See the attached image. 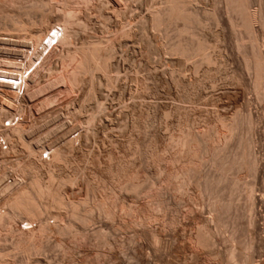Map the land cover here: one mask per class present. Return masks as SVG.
I'll list each match as a JSON object with an SVG mask.
<instances>
[{"label":"bare ground","instance_id":"1","mask_svg":"<svg viewBox=\"0 0 264 264\" xmlns=\"http://www.w3.org/2000/svg\"><path fill=\"white\" fill-rule=\"evenodd\" d=\"M88 1L90 0H0V16L4 17L5 20L4 24L0 23L5 31V33H0V77H11L15 79L19 78L20 80V83L15 88H13L11 84L3 83L2 81L0 82V264H15L16 261L14 262V256L16 253L18 255L19 251L22 253L24 252L29 254L30 252L34 255H39L43 252L49 251L51 249L54 250L56 248L58 251H60V253L61 251L64 252L66 247L65 240L62 238V236L69 234V231L73 225L71 226L72 223L69 224L70 221L67 220L68 217L60 212V208H67L70 212L68 215L69 218L71 217L72 219H77L79 220L77 222H81L85 226L94 222L102 223L106 221L109 223L108 220L114 221L117 219L116 217H118L122 219V221H124V223L129 227H134L135 234L133 233V235L135 239L138 236L149 234L152 237L153 242H157L160 240L161 235H163L162 230L165 225L170 226L175 224L177 221H180L177 220L178 218H173V216L171 217L168 214L171 205L180 206L183 202L190 211L189 214H187L188 217L183 221L185 225L192 226L191 230H189L191 231L189 239L191 238L195 247L210 249V252L213 253L216 258H223L228 264H264V257L258 259L257 261L254 260L259 253L261 254L262 248L264 247V237L261 238L259 235V231H261L262 227L259 225V223H257L258 220L256 219L259 216L258 209L263 208L264 211V158L257 155L258 151L255 150L257 144L254 143L253 139V135L256 134L259 129V124L262 123L264 125V112L259 114L257 111H252L249 101L245 100L242 103L241 100L244 98V92L240 91L238 88L239 84H242L244 87H251L257 94L256 97H259V99H262L261 101H264V45L262 48L259 46L260 43L258 41V34L264 33V7L262 6V3L259 12L253 13L250 10V7L254 0H210V7H208L205 12L218 28H216L217 31H213L214 33L212 36L214 39H216L218 42L220 41L223 43L227 42L228 44H236L238 49L237 53L240 54L234 59V70L230 76L228 74L230 81L237 86L234 89L233 97H229L232 100L228 101L230 103H238L241 101L243 104V110L239 109L240 111L233 112L235 109H232V112L228 111V105H226V103H222L220 105L218 104L221 110H214L215 108L213 109L211 107L214 111L211 109V111L207 109L202 111L196 110L194 108V114H196L197 118L202 123L200 126L195 123L194 125L196 126H194L193 124H190V120L193 118V116L191 118L188 116V114L191 112L187 114L189 111L185 112L186 107L183 109L177 105L174 106L173 109L170 108L171 110L168 109V111L165 110L164 112H161V114L159 113L163 120L169 118L173 114L177 116L180 114L177 120L172 119V121H168L167 123L164 121V123H166V128H168L167 130H169V133L166 131L168 133L166 135L160 131V128H151L152 118H155L152 117V114H155L156 110H152L150 108L144 110L145 108L143 109L138 107L139 102L138 104L133 102L134 104H130V106L132 105L131 108H133L135 111L137 110L141 115L140 117L144 116V120L141 121L143 123V129L145 130L146 139L143 138V142L139 139L140 137H136L134 139L132 138V140L127 143V145L125 144L129 154L131 155L128 159L122 158L114 150H106L107 156H105L107 158V162L105 163L104 167L102 168L100 165V168H97L95 171L93 170V173H96V182L94 181V183H92V180L90 181L88 177L83 179L79 178V180L82 179L85 193L83 192V197L78 195V199L75 200L76 192L74 193L72 186L78 182L77 176L78 174L80 175V173L75 172L77 173V176L74 173V176L72 175L73 177H71V175L69 176L68 173H62V168H65V165L71 161L70 152L74 149L75 145H79L80 143L87 144L90 142L97 131V128L94 124L97 114L104 113L105 107L101 102L97 101V104L95 103L96 109L94 110H97V114L96 112L90 114L86 118L87 120L85 119L87 126L81 129V131H78V133L74 136H71L74 131L71 130L72 132H69L66 127V132L64 131V135L62 132V136H60L58 140L54 139V141L52 140L53 142L50 141V143L41 142V140L46 138L50 133H55L54 131H56L59 126H63L64 123H62L57 126L55 125L54 129L50 131L48 130L45 134H40L42 136H36V140L34 139L35 142L31 143L26 139L33 136V134H35V129L39 126L36 127V123H31V125H28V122L24 117L25 113H23L22 110H15L16 108L14 106V102H19L20 99H26L29 101L30 99L38 98V104L36 105L35 110L36 112L39 111V113L43 112V115L41 113V115H39L40 117H45L47 116L46 114L55 112L53 106L57 105L61 99L57 95V92L61 93L62 91L66 96L70 97V95H73L76 88L86 83L87 95L91 97L95 94L94 92L96 91L97 87H99L103 82H100L101 80L96 82V78L94 79L93 75L90 78L88 77V79L85 81L83 74L85 75L86 72H90L88 76L94 74L93 72L101 73L105 78L104 81H106L107 87L112 86V84L117 81L118 77L115 76L116 74L114 75L115 77H113L110 73L113 69L116 71V73H118L120 70V59L116 60V62H112V57L117 53L116 52L114 54L115 44L117 43L119 46H123L125 39L129 38L133 31L131 29L132 27L130 25L121 26L118 30H114L115 33L104 38V40L101 37V41H105L103 44L99 39H93L94 36H87V34L81 35V31L83 32L85 31V28H87L86 26L89 24V19L86 18L85 21H82V18L77 13V9L81 5L80 3L86 4ZM96 1V7L99 9L100 13L102 12L101 15H103L105 20H109L111 18V14L106 13L104 10V5L105 3H108V5L112 6L113 9L114 7L116 9L117 0H104L105 2L102 0ZM178 1L164 0V6L162 5V7H158L154 10L152 9L147 17L145 15V17H141L137 24L139 31L142 33L144 29H147V27L156 29L162 24L164 25L168 23L167 25H169V23H176L179 21L182 23V27L180 26L179 32H188L190 27L193 29L194 27H199L200 29L203 20L199 16L198 12H196L194 9L184 7V5ZM261 1L262 0H259V3ZM58 2L60 4H58ZM13 11L16 12V17L25 15V21L21 20L23 16L21 19H16V17L14 18V15H11L13 14L11 13ZM119 11L122 13L125 12L124 10L121 11L120 9ZM87 17L89 18V16ZM51 31L53 34L49 35ZM193 31L194 30H192V32ZM176 32H178V30ZM192 32H189L191 35L189 40H187V33L186 35H183L187 37L186 39H183L180 33L177 35H180L181 38L176 41L177 43L175 42L176 44H171V46L173 45L172 51H174L172 54H177L175 56H180V58H187L189 55L192 56L193 54V56H195L194 54H199L200 60L192 63L193 68L197 69L201 65H207L209 67V64L213 60H216L218 56H220V53L217 54L216 52H213L214 50H212L211 53H206L205 50L209 47V40L207 39L206 35L209 33L207 34L206 32L205 35L203 32ZM45 38H48L49 41L55 38L56 41L53 44L49 43V41L44 43L43 41ZM245 38H247V42ZM262 44H264V42ZM40 46H42V49H39ZM151 46L152 45H150V47ZM171 46L169 47L170 50ZM211 46L212 45H210V47ZM25 47V50H21V48ZM210 47L208 48L209 52ZM6 49L11 51L9 52V56H4V52L2 53V51ZM29 49L31 50L29 51ZM45 49H47V51L43 55L42 52ZM154 49L150 50V52ZM20 55H23V58L18 60ZM33 56H36V58ZM37 59H40L38 64L31 70V72L28 73V75L24 76V73L30 67H32ZM57 65H60V68L58 67L60 70L54 71L56 70ZM208 67L206 69L204 68V71L206 72L207 76L210 77L211 70ZM53 72L55 74L51 75ZM149 73H151V71ZM155 74L156 73L154 72V75ZM150 77L153 78L154 76ZM177 77H175V79ZM196 79L195 81H188L182 78L180 81H177V83L182 84L178 86H184L185 90L183 93H181L183 98H189V101L190 97H193L194 95L199 97L202 94V80L199 79V81ZM58 86L61 88H58L57 91H55V87ZM21 88L22 93L19 96L17 90L19 91ZM52 88H54L53 90L55 92H52L53 90L49 92ZM101 97L102 95L100 98ZM24 100H20V102ZM62 100H64V98L61 99V101ZM218 105L216 104V106ZM59 115L60 114H55L53 115L54 118H52L53 116L51 118L54 120L59 117ZM127 120L129 119L127 118ZM6 121H8V123L5 125ZM47 121L48 120L44 121V123ZM60 128L58 131L61 130ZM70 129L71 128L69 127V130ZM58 131L56 133H58ZM67 131L69 133H67ZM260 149L264 150V143L261 144ZM44 153L46 154L43 155ZM98 155L100 154H97V156ZM8 167L9 169L11 168L12 172L14 173V176L10 181L4 179V173L6 171L3 170L8 169ZM83 169L85 168L83 167ZM245 175L252 177V181L242 183L245 181ZM56 176H58V185L56 183L55 186L54 181ZM44 177L47 178L46 181L43 180ZM106 179L110 180V184L108 183V186L106 184ZM241 190H243L244 199L242 200L244 203H241L242 205L240 206V202L238 204L235 199L238 198ZM44 198L46 199L45 203L48 205L49 203L54 205V207L59 211L56 210L52 216H43V208H40V202L42 199L44 200ZM242 200L241 202H243ZM79 205L83 206L84 208V212L81 214L76 212ZM203 205L209 206L208 208H210L211 215L207 216L204 214L205 212H203L204 209L202 207L205 206ZM18 213L22 214L21 216L24 215V219H19L20 216L18 217ZM240 216H244V224L250 228L252 235L250 232V236H246L247 238H245L244 241L240 240L237 244H234L232 243V241L235 240L234 234L227 238L221 234L225 231L220 232V228L221 225L224 224L223 221L226 220V222L229 223L234 229V233L237 229V221L239 220ZM261 218H264V216H261ZM51 219H53L52 222L50 221ZM21 223H24V226H21ZM124 223L122 222V224ZM87 227H89V225ZM112 227L114 226L112 225ZM107 229L108 228H106V230ZM73 230L74 229H72V232H76ZM94 232H92L94 235L92 233L89 234L93 235L91 236V239L94 237V243L95 241L97 242L95 246L109 247L110 249L112 244L117 243V241L113 239L112 241L109 240L111 234L109 235V232L105 230L99 228ZM51 235H56V238L51 240L49 238ZM72 235L74 239L78 238L76 235H74V233ZM247 235H249V233H247ZM130 238L131 240L133 239V237ZM225 241H227V244L219 247L220 244L222 242L224 243ZM229 241L231 243L228 244ZM154 244L156 245V243ZM181 244L183 243L181 242ZM116 247L118 246L116 245ZM123 247L125 248V246ZM129 249L131 250L129 261L127 260L128 258H126V255H124L125 253H121L120 250H112L111 252L109 251L108 254H98L101 252L99 251L97 253L94 250L96 252L94 253L95 256L97 254V258L106 257L107 260L106 258L105 260L108 264H151L148 258H144L141 253L136 250V247ZM190 249L198 263L201 255L194 248L190 247ZM53 253L56 254L57 252ZM191 253L190 255H192ZM25 258L21 257V259H23L22 262L20 260L21 264H27V259L24 260ZM102 260L103 259H101V261ZM36 261L39 263L42 260L38 257ZM98 262L96 261V263ZM60 264H63V261Z\"/></svg>","mask_w":264,"mask_h":264},{"label":"rangeland","instance_id":"2","mask_svg":"<svg viewBox=\"0 0 264 264\" xmlns=\"http://www.w3.org/2000/svg\"><path fill=\"white\" fill-rule=\"evenodd\" d=\"M93 3H92V2ZM96 0H90L88 1L86 4L85 3H80V7L77 9V13L79 14V16L82 18V21H85L86 18L89 19L88 22L89 24H87V28H85V31H81V35H86L87 36H94L93 39H99L101 41V37L104 40V38L111 36L113 33H115L116 30H118L121 26H128L130 25L132 28V33L130 35L129 38L125 39V43L123 46H119L117 43L115 44V52L116 53L115 56H113V61L116 62V60L120 59V70L118 73H116V71L113 69L111 73V76L115 77L117 76L118 79L117 81L114 82V84H112V86H106V81L104 76L99 73V72H93L94 74H91L90 76H88L90 74V72H86L85 75L83 74L84 80L86 81L88 79V77H92L95 79L96 82L100 81L103 82L101 83V85L99 87H97L96 91L94 92L95 94L91 97H89L87 95V86L86 83L80 85L78 88H76V90L74 91L73 95L71 97V101H70V97L66 96L62 91L57 92L59 98L63 99L61 101V99L59 100L58 104L53 106V109L55 110V112H50L48 114H46L47 116L43 117L40 115L44 114L43 112H40L35 110L36 105L38 104V98H34V99H30L28 100H24V99H20V100H24L21 101H15V105L13 103V105L15 106V110H22L23 113H25L24 117L27 120V124L31 125V123L35 124L36 123V129H35V134H33V136L27 138L26 140L28 142H35L34 139L36 140V138L38 136H42L43 134H45L48 130H52L55 128V125H60L62 123H64L63 126H59V128L61 129L60 131L59 128L56 129V131H54L55 133H50L46 138H44L43 140H41V142L43 143H50L54 141V139H57L62 136V132L64 135V131L66 132V129L69 132L74 131V133H72L71 136H74L78 133V131H81V129H83L85 126H87V123L85 121V119L92 113L96 112L97 114V110L94 111L96 109V105L97 101L101 102L103 104L104 108V113H98L97 114V118L95 119V126L97 128L96 133L94 134V136L92 137V139L90 140V142H88L87 144H79V145H75L74 149L70 152V162L67 163L65 165V168H62V173H68V175L71 177H73L75 172L80 173V175L77 173V181L73 186V190L75 193V200L78 199V195L83 197L84 193H85V188L82 184V179L83 178H87L94 183V181L96 182V173H93V170L95 171L97 168L101 167L103 168L105 163L107 162V158H106V150H114L119 156H121L122 158H130V154L128 152L127 149V143L130 142V140H132V138H136V137H140L139 139L141 141L144 142V139H146L145 137V130L143 129V123L142 121L144 120V116L140 117V113L137 111H135L132 107V105L130 106V104H134L133 102H135L136 104H138L139 102V106L141 108H145L144 110L150 108L152 110H156L155 114L153 113L152 117V127L151 128H156L159 129L163 134H168L169 130H167L168 128H166V123L168 121H172V119L177 120V118H179L180 114L175 115L173 114L172 116H170L167 119H162V117H160L161 112H164L165 110L168 111V109H173L174 106H179L183 109H185L188 113H193V114H188L189 118H191L193 116L196 118H192L190 120V124H197V125H202V123L200 122V120L197 118L195 113V109L196 110H202L205 111L206 109L211 111L212 108L214 110L220 109L219 105L220 104H225L228 105L227 106V110L228 111H240L243 110V102L249 101L250 103V107L252 109V111H257V113H263L264 112V101H261L262 99H259V97H256L257 94L255 93V91H253V89L251 87H244L242 84H239L238 88L240 89V91L244 92L243 93V100L242 103L241 101L238 103H230L229 101H231L234 95V89L235 87H237L236 85H234L231 81H230V74L232 73V71L234 70V59L236 57H238L237 55H240L239 53H237L238 49L236 47V44H228L227 42L223 43V42H218L216 39H214L213 35V31H217V26H215V24L213 23L212 19H210V17H208L206 15V10L208 9V7H210L211 1L210 0H177L179 3L183 4L184 7H188L191 9H194L196 12H198L199 16L201 17L202 21V25L199 27H194V29L192 27H190L188 29V32H179L180 31V26L182 25V23L176 22V23H169V25L166 24H162L159 26V28L156 29H152L151 27H147V29H144L143 32L141 33V31H139V27L137 26L139 20L141 17H147L149 12L152 11V9H156L158 7H162V5L164 6V0H117V7L115 9H113L112 6L108 5V3H105L104 5V10L106 11V13H110L111 14V18L109 20H105L102 12L100 13L99 9L96 7ZM104 1V0H102ZM121 1V2H120ZM151 1V2H150ZM153 1V3H152ZM182 1V2H181ZM191 1V2H190ZM257 1V2H256ZM105 2V1H104ZM136 2V3H135ZM138 2V3H137ZM141 2V3H140ZM254 2V3H253ZM251 4V11L254 13H258L261 7V3L262 6L264 7V0H262L259 3V0H254ZM157 3V4H156ZM163 3V4H162ZM58 4H60L58 2ZM85 4V5H84ZM90 4V5H89ZM131 4V5H130ZM150 4V5H149ZM187 4V5H186ZM198 6H197V5ZM84 5V6H82ZM141 5V6H140ZM156 5V6H155ZM186 5V6H185ZM95 7V8H94ZM109 7V8H108ZM112 7V8H111ZM119 7V8H118ZM123 7V8H122ZM127 7V8H126ZM88 8V9H86ZM138 8V9H137ZM83 9V10H82ZM119 9L121 11H125V12H120ZM133 11H132V10ZM111 11V12H110ZM115 11V12H114ZM127 11V12H126ZM82 12V13H81ZM86 12V14H85ZM113 12V14H112ZM13 13V14H11ZM10 14L15 18L17 16L16 12H11ZM89 15H88V14ZM122 13V14H121ZM136 13V14H135ZM99 14V15H98ZM117 15V16H116ZM140 15V16H139ZM145 15V16H144ZM23 16V18H22ZM86 16V17H85ZM89 16V18L87 17ZM91 16V17H90ZM100 16V17H99ZM0 16V23L4 24L5 20L4 17ZM21 19L24 20L26 18L25 15H20L18 17H16V19ZM91 18V19H90ZM125 18V19H124ZM15 19V20H16ZM7 20V19H6ZM20 20V21H21ZM113 20V21H112ZM137 20V21H136ZM8 21V20H7ZM18 21V20H17ZM25 21V20H24ZM92 21V23H91ZM117 21V22H116ZM132 21V22H130ZM212 21V22H211ZM103 23V24H102ZM0 24V33H5L2 25ZM101 24V25H100ZM212 24V25H211ZM214 24V25H213ZM135 25V26H133ZM179 25V26H178ZM91 26V27H90ZM162 26V27H161ZM165 26V27H164ZM178 26V27H177ZM89 27V28H88ZM134 27V28H133ZM138 27V28H137ZM175 27V28H174ZM177 27V28H176ZM182 27V26H181ZM204 27V29H203ZM194 30L193 32H198V33H204L206 35V32L208 35L207 39L209 40V47L210 45H212L210 47V52H209V47L208 52L207 49L205 50L206 53H211L212 50H214L213 52H216L217 54L220 53L217 57L216 60H213L210 64L209 67L207 65H201L200 67H198L197 69L193 68L192 63H195L197 61L200 60V56L199 54H194L195 56L189 55L187 56V58H180L175 56L177 54H172L174 53V51H172V46L171 44H176L180 37V35L182 36L183 39L189 40V37L191 36L189 32H192V30ZM207 28V29H206ZM209 28V29H208ZM217 28V29H216ZM3 29V30H2ZM158 29V30H157ZM199 29V30H198ZM212 29V30H211ZM115 30V31H114ZM178 30V32H176ZM205 30V31H203ZM99 31V32H98ZM145 31V33H144ZM147 31V32H146ZM212 31V32H209ZM136 32V33H135ZM154 32V33H153ZM192 32V33H193ZM53 33V32H52ZM85 33V34H84ZM148 33V34H147ZM160 33V34H159ZM180 33L179 36H177ZM182 33V34H181ZM186 33L188 35H186ZM212 33V34H210ZM90 34V35H89ZM143 34V35H141ZM262 34V35H261ZM258 34V41H259V46H261L263 48L262 44L264 42V33ZM97 35V36H96ZM101 35V36H100ZM105 35V36H104ZM186 35V36H183ZM260 35V36H259ZM160 36V37H159ZM210 36V37H208ZM145 37V38H144ZM185 37V38H184ZM212 37V38H211ZM130 41H129V40ZM151 39V40H149ZM177 39V40H176ZM246 42H247V38ZM28 40V38H27ZM102 40V41H103ZM106 40V39H105ZM128 40V41H127ZM146 42H145V41ZM213 40V41H212ZM217 42H216V41ZM101 43L103 44L105 41H103ZM139 41V42H138ZM44 43L48 42V38H45ZM131 42V43H130ZM176 42V43H175ZM139 43V44H138ZM156 45H155V44ZM147 44V45H146ZM149 44V45H148ZM158 44V47H157ZM161 44V45H160ZM216 44V45H215ZM150 45H152L150 47ZM160 45V46H159ZM171 46V50H170V46ZM221 45V46H220ZM136 46V47H135ZM149 46V47H147ZM217 46V47H215ZM223 46V47H222ZM131 47V48H130ZM141 47V48H140ZM154 47V48H152ZM215 47V49H214ZM219 47V48H218ZM260 47V48H261ZM30 48V47H27ZM147 48V49H146ZM151 48V49H150ZM213 48V49H212ZM25 48H21V50H25ZM39 49H42V46L39 47ZM48 49V48H47ZM47 49L43 50L42 54L44 55L47 51ZM154 49L153 51L150 52V50ZM7 50V51H6ZM3 50L2 53L4 56H9V51L8 49ZM31 49H29L30 51ZM132 50V51H131ZM157 50V51H155ZM159 50V51H158ZM161 50V51H160ZM166 50V51H165ZM217 50V51H215ZM136 51V52H135ZM155 51V53H154ZM169 51V52H168ZM172 51V52H171ZM219 51V52H218ZM150 52V53H149ZM157 52V53H156ZM159 52V53H158ZM162 52V53H161ZM229 53V54H228ZM232 53V56H231ZM113 54V55H114ZM139 54V55H138ZM119 55V56H118ZM141 55V56H140ZM171 55V56H170ZM21 56V57H20ZM18 57V60H20L21 58H23V55H20ZM36 58V56H33ZM115 57V58H114ZM138 57V58H137ZM147 57V58H146ZM199 57V58H198ZM220 57V58H219ZM132 60H131V59ZM151 58V59H150ZM136 59V60H135ZM176 59V61H175ZM180 59V60H179ZM187 59V60H186ZM125 60V61H124ZM135 60V61H134ZM146 60V61H145ZM169 60V62H168ZM178 60V61H177ZM40 61V59H37L35 61V63L32 65V67H30L25 73L24 76L28 75L29 72H31V70L38 64V62ZM171 61V62H170ZM173 61V62H172ZM175 61V62H174ZM182 61V62H180ZM185 61V62H184ZM189 61V62H188ZM225 61V62H224ZM229 61V62H228ZM184 62V63H183ZM215 62V63H214ZM221 62V64H220ZM177 63V64H176ZM187 63V64H186ZM190 63V64H189ZM219 63V64H218ZM227 63V64H226ZM160 64V65H159ZM216 64V65H215ZM146 65V66H145ZM171 65V66H170ZM60 65H57L56 70L54 71H58L60 70L59 67ZM138 66V67H137ZM217 66V67H216ZM59 67V68H58ZM118 67V68H119ZM140 67V68H139ZM171 67V68H170ZM209 68L210 71V77L207 76L206 72L204 71V68ZM221 67V68H220ZM58 68V69H57ZM127 68V69H126ZM139 68V69H138ZM148 70H147V69ZM150 68V69H149ZM191 68V69H190ZM193 68V69H192ZM215 68V69H214ZM146 69V70H145ZM175 69V70H174ZM136 70V71H135ZM151 73H149L150 71ZM156 73L154 75V72ZM191 70V71H190ZM219 70V71H218ZM138 71V72H137ZM162 71V72H161ZM172 73L170 74L169 72ZM194 71V72H193ZM215 71V72H214ZM222 71V72H221ZM115 72V73H114ZM185 72V73H184ZM188 72V73H187ZM199 72V73H198ZM97 73V75H96ZM99 73V74H98ZM149 73V75H148ZM201 73V74H200ZM214 73V74H212ZM224 73V74H223ZM55 73L53 72L51 75H54ZM116 74V75H115ZM127 74V75H126ZM153 74V75H152ZM158 74V75H157ZM179 74V75H178ZM198 74V75H197ZM206 74V76H205ZM221 74V75H220ZM229 74V76H228ZM87 75V77H86ZM95 75V77H94ZM115 75V76H114ZM139 75V76H138ZM173 75V76H172ZM175 75V76H174ZM203 75V76H202ZM214 75V76H213ZM217 75V76H216ZM103 76V78H102ZM150 76H154L153 78ZM157 76V77H156ZM179 76V77H177ZM202 76V77H201ZM86 77V78H85ZM138 77V78H137ZM163 77V78H161ZM171 77V78H170ZM174 77V80H173ZM175 77H177L175 79ZM181 77V78H180ZM213 77V78H212ZM102 78V79H101ZM124 78V79H123ZM131 78V79H130ZM180 78V79H179ZM185 79V80H192L195 81L196 80H202V94L199 97H196L195 95L193 97H190V101L189 98H183L182 94L184 89V86H178V85H182L180 83H177V81H180L181 79ZM187 78V79H186ZM211 78V79H209ZM215 78V79H214ZM159 79V80H158ZM163 79V81H162ZM209 79V81H208ZM214 79V80H213ZM217 79V80H216ZM222 79V80H221ZM138 80V81H137ZM156 80V81H155ZM161 80V81H160ZM176 80V81H175ZM199 80V81H200ZM211 80V81H210ZM226 80V82H225ZM124 81V82H123ZM165 81V82H164ZM167 81V82H166ZM175 81V82H174ZM213 81V82H212ZM230 81V82H229ZM118 82V84H117ZM143 82V83H142ZM164 82V83H163ZM212 82V83H211ZM151 83V84H150ZM168 83V84H167ZM170 83V85H169ZM176 83V84H175ZM229 83V84H228ZM117 84V85H116ZM175 84V85H173ZM103 85V86H102ZM159 85V86H158ZM165 85V86H164ZM209 85V86H208ZM242 85V86H241ZM82 86V87H81ZM102 86V87H101ZM144 86V87H143ZM113 87V88H110ZM175 87V88H174ZM182 91H181V89ZM58 88H61L60 86L52 88L49 92H51L53 89L55 91H57ZM82 88V89H81ZM102 90H106L105 92ZM144 88V89H142ZM161 88V89H160ZM180 89V90H179ZM243 89V90H242ZM246 91H245V90ZM52 92H55V91ZM124 90V91H123ZM133 90V91H132ZM178 90V91H177ZM229 90V91H228ZM99 91V92H98ZM117 91V92H116ZM137 91V92H136ZM167 91V92H166ZM219 91V92H218ZM228 91V92H227ZM232 91V92H231ZM17 92L20 94L22 93V88ZM115 92V93H114ZM130 92V93H129ZM180 92V93H179ZM63 93V94H62ZM100 93V94H99ZM139 93V94H138ZM228 93V94H227ZM231 93V94H230ZM255 93V95H254ZM82 94V95H81ZM106 94V96H105ZM110 94V95H108ZM134 94V95H133ZM159 94V95H158ZM171 94V95H170ZM181 94V96H180ZM225 94V95H224ZM245 94V96H244ZM75 95V96H74ZM102 95V97L100 98V96ZM113 95V96H112ZM121 95V96H120ZM132 95V96H131ZM108 96V97H107ZM142 96V97H140ZM250 96V97H249ZM255 96V97H253ZM63 97V98H62ZM69 97V98H68ZM77 97V98H76ZM134 97V98H133ZM166 99H165V98ZM175 97V98H174ZM214 97V98H213ZM218 97V99H217ZM230 97V98H229ZM75 98V99H74ZM94 98V100H93ZM119 98V99H118ZM192 98V99H191ZM253 100H250V99ZM258 98V99H257ZM100 99V100H99ZM201 99V100H200ZM248 99V100H247ZM82 100V101H81ZM177 100V101H176ZM199 100V101H198ZM204 100V101H203ZM213 100V101H212ZM224 100V101H223ZM229 100V101H228ZM259 100V101H258ZM37 101V102H36ZM61 101V102H60ZM74 101V102H73ZM81 101V102H80ZM95 101V102H94ZM149 101V102H148ZM180 101V102H179ZM192 101V102H191ZM228 101V102H227ZM251 101V102H250ZM17 102V103H16ZM91 102V103H90ZM184 102V103H183ZM188 102V103H187ZM194 102V104H193ZM218 106H216V104ZM221 102V103H219ZM27 103V104H26ZM67 103V104H66ZM197 103V104H196ZM230 103V104H229ZM22 106H21V105ZM71 104V105H70ZM84 104V105H83ZM106 104V105H105ZM142 104V105H141ZM151 104V105H150ZM162 106H161V105ZM165 104V105H163ZM183 104V105H182ZM232 104V105H231ZM79 105V106H78ZM149 105V106H147ZM160 105V106H159ZM182 105V106H181ZM196 105V106H195ZM204 105V106H203ZM241 105V106H240ZM18 106V107H17ZM60 106V107H59ZM172 106V107H171ZM201 106V107H200ZM232 106V107H231ZM30 107V108H29ZM57 107V108H56ZM70 107V108H69ZM81 107V108H80ZM83 107V109H82ZM91 107V108H89ZM152 107V108H151ZM162 107V108H160ZM167 109H165V108ZM192 107V108H191ZM212 107V108H211ZM231 107V108H230ZM236 107V108H235ZM241 107V108H240ZM18 108V109H17ZM23 108V109H21ZM73 108V109H72ZM125 108V109H124ZM129 108V109H128ZM191 108V109H190ZM195 108V109H194ZM230 108V109H229ZM81 109V110H80ZM87 109V110H86ZM160 109V110H159ZM170 109V110H171ZM189 109V110H188ZM194 109V110H193ZM211 109V110H210ZM233 109V110H232ZM240 109V110H239ZM61 110V111H60ZM142 110V109H141ZM191 110V111H190ZM212 110V111H214ZM221 110V109H220ZM30 111V112H28ZM65 111V112H64ZM69 111V112H68ZM106 111V112H105ZM108 111V112H107ZM134 111V112H133ZM45 112V111H44ZM47 112V111H46ZM61 112V113H60ZM123 112V113H122ZM158 112V113H157ZM230 112V113H231ZM113 113V114H112ZM160 113V114H159ZM40 114V115H39ZM55 114H60L59 117H57L56 119H52L54 118L53 115ZM107 114V115H106ZM111 114V115H110ZM31 115V116H30ZM50 115V116H49ZM106 115V116H105ZM175 115V116H174ZM34 116V117H33ZM53 116V117H52ZM70 116V117H69ZM77 116V117H76ZM103 116V117H102ZM120 116V117H119ZM174 116V117H173ZM177 116V117H176ZM52 117V118H51ZM109 117V118H107ZM182 117V116H181ZM65 118V119H64ZM127 118L129 120H127ZM108 119V120H107ZM111 119V120H110ZM155 119V120H154ZM48 120L47 122L44 123V121ZM52 120V121H51ZM59 120V121H58ZM67 120V121H66ZM87 120V119H86ZM142 120V121H141ZM195 120V121H193ZM50 121V122H49ZM78 121V122H77ZM103 121V122H102ZM105 121V122H104ZM115 121V122H114ZM164 121L166 123H164ZM117 122V123H116ZM128 122V123H127ZM135 122V123H133ZM193 122V123H192ZM8 123V121L5 122V125ZM44 123V125H43ZM69 123V124H67ZM200 123V124H199ZM73 124V125H72ZM86 124V125H85ZM129 124V125H128ZM160 124V125H159ZM108 125V127H107ZM134 125V126H133ZM155 125V126H154ZM157 125V126H156ZM162 125V126H161ZM164 125V126H163ZM44 126V127H43ZM115 126V127H114ZM159 126V127H158ZM196 126V125H194ZM64 127V128H62ZM67 127V128H66ZM69 127L71 128L69 130ZM73 127V128H72ZM141 127V128H140ZM264 125L262 123L259 124V129L257 131V135L254 134V143L257 144L255 147V150L258 151L257 155H259L260 157L262 156V158H264V150L260 149V146L262 143H264L263 139H264ZM39 128V129H38ZM66 128V129H65ZM100 128V129H99ZM105 128V129H104ZM111 128V129H110ZM131 128V129H130ZM80 129V130H79ZM72 130V131H71ZM103 130V131H102ZM112 132H111V131ZM165 130V131H164ZM39 131V132H37ZM58 131V133H56ZM67 131V133H69ZM120 131V132H119ZM143 133H142V132ZM168 133H167V132ZM37 132V133H36ZM44 132V133H43ZM166 132V133H164ZM140 133V134H139ZM42 134V135H40ZM61 134V135H60ZM66 134V133H65ZM129 134V135H128ZM52 135V136H50ZM112 135V136H110ZM143 135V136H142ZM256 135V136H255ZM37 136V137H36ZM256 137V138H255ZM144 138V139H143ZM126 139V140H125ZM143 139V140H142ZM53 140V141H52ZM121 140V141H120ZM1 141V139H0ZM56 141V140H55ZM124 141V142H123ZM117 142V143H116ZM94 144V145H93ZM120 144V145H119ZM126 144V145H125ZM111 146V148H110ZM5 147V146H3ZM77 147V148H76ZM126 147V148H125ZM103 148V149H102ZM125 148V149H124ZM93 149V150H92ZM117 149V150H116ZM119 149V150H118ZM124 149V150H123ZM82 150V151H81ZM94 151V152H93ZM124 151V152H123ZM262 151V152H261ZM73 153V154H72ZM94 153V154H93ZM46 153H44L43 155H45ZM86 154V155H85ZM97 154H100L97 156ZM128 154V155H127ZM91 155V156H90ZM102 155V156H101ZM106 155V156H105ZM88 156V157H87ZM95 156V157H94ZM126 156V157H125ZM75 157V158H74ZM89 158V159H87ZM99 158V160H98ZM104 158V159H103ZM77 159V160H76ZM87 159V160H86ZM101 159V160H100ZM73 160V162H72ZM104 160V161H103ZM264 160V159H263ZM89 161V163H88ZM91 161V163H90ZM83 162V163H82ZM104 164H102V163ZM82 163V164H81ZM86 164V165H85ZM93 164V165H92ZM103 165V166H102ZM76 166V167H75ZM83 167L85 169H83ZM87 167V169H86ZM95 167V168H94ZM69 168V169H68ZM72 168V169H71ZM89 168V169H88ZM69 170V171H68ZM75 170V171H74ZM77 170V171H76ZM3 171H6L4 173V179L7 181H10L13 176L14 173L12 172V169L8 167V169H4ZM68 171V172H67ZM81 171V172H80ZM12 173V174H10ZM86 173V174H85ZM6 174V175H5ZM83 174V175H82ZM91 174V175H90ZM95 176H94V175ZM73 175V176H72ZM87 175V176H86ZM89 175V176H88ZM80 176V177H79ZM83 176V177H82ZM85 176V177H84ZM244 176V175H243ZM58 176H56L55 181H54V185L56 186V183L58 185ZM79 178H82L79 180ZM95 179V180H94ZM243 179V178H242ZM245 181L244 182H248V181H252V177H250L249 175L244 177ZM243 179V180H244ZM44 181L47 180L46 177H44L43 179ZM107 180V179H106ZM263 182H264V175H263ZM108 183L110 184V180L106 181V184L108 186ZM110 186V185H109ZM63 188V186H62ZM62 188L60 187V189L62 190ZM75 188V189H74ZM84 188V189H83ZM81 189V190H80ZM243 189V187H242ZM79 192H78V191ZM190 191V190H189ZM84 192V193H83ZM258 192V191H257ZM83 193V194H82ZM242 193V194H241ZM240 195L238 196V201L237 199L236 202H240V206L244 203V201L242 199L243 198V190H241ZM242 196V198H241ZM241 198V199H239ZM241 200L243 202H241ZM44 201V203H43ZM90 201V200H88ZM46 202V199L44 198V200H41V209L43 211V216H52L54 214V212L59 211L61 213H63L67 218L68 221H70L69 224H71V230L65 234L67 235H63L62 238H64L65 240V247L66 250L58 251V249H54V250H49L46 252H43L42 254L39 255H34L33 253H19L18 255L16 253V255L14 256V262L15 264H21L22 258H25L24 260L27 259V264H37L38 262L36 261L37 258L39 257L42 261L39 262L38 264H60L63 261V264H108L107 263V258L105 260V258H97V254L95 256V253L97 252H101L98 254H108L109 251L111 252L112 250L114 251H119L121 253H125L124 255H126V258H128L127 260L129 261V257L131 255V250L129 248L132 247H136V250H138V252L141 253V255L144 258H148V260L150 261L151 264H226V260L224 261L223 258L219 259L218 257L216 258L215 255L213 253L210 252V249L207 248H199V247H195L194 242L191 240V238L189 239V235L190 232L189 230H191L192 226L189 225H185L184 221L185 218L188 217L187 214H189V209L187 208V206L183 205V203H181V207L180 206H175V205H171L170 210H169V215L173 218H178L177 220H180L179 222L177 221L175 224L173 225H165V227H163L162 230V234L160 237V240H158L157 242H153L152 237L149 234H145V235H141L134 237L133 233L135 234V229L134 227H129L127 224L124 223V221H122V219L116 217L117 219H115L114 221L108 220L109 223L102 222H94V223H90L87 224L86 226L83 225L81 222H77L79 220L77 219H72L71 217L69 218V210L67 208H60L59 210L56 209L54 207V205L50 204L49 205ZM242 203V204H241ZM43 204V205H42ZM46 205V206H44ZM51 205V206H50ZM44 206V207H43ZM205 207H202L204 209L203 212H205L204 214L209 216L211 215L210 213V208H208V205H203ZM78 209L76 210V212L79 214L84 212V208L83 206L77 207ZM46 209V210H45ZM49 209V210H48ZM82 209V210H81ZM173 209V210H171ZM184 209V210H183ZM202 209V210H203ZM66 210V211H65ZM80 210V211H79ZM178 210V211H177ZM262 210V211H261ZM46 211V212H45ZM50 213V214H49ZM174 213V214H173ZM263 213V214H262ZM173 214V215H172ZM258 218H256L257 223H259V225L262 227L261 231H259V235L261 236V238L264 237V218H261V216H264V211L263 208L258 209ZM22 214L18 213V217L19 219H24V215L21 216ZM168 215V216H169ZM175 216V217H174ZM242 216L239 217V220L237 221V229L236 231L233 233L234 229L231 227V225L229 223L225 221L224 224L221 225L220 228V232L222 235H224L225 237H229L230 235L234 234V238L235 240L232 241V243H238V241L240 240H245V238H247L248 236H250V232L252 235V231H250V228L248 226H246L245 223V218L244 216L241 218ZM257 217V216H256ZM72 219V220H70ZM53 219H51L50 221L52 222ZM120 220V221H119ZM112 224H111V223ZM122 222L124 224H122ZM182 222V223H181ZM226 222V224H225ZM76 223V224H75ZM115 223V224H114ZM82 224V225H81ZM103 224V225H102ZM111 224V226H110ZM118 224V225H117ZM243 224V225H242ZM89 225V227H87ZM112 225L114 227H112ZM117 225V226H116ZM124 225V226H123ZM21 226H24V223H21ZM102 226V227H101ZM167 226V227H166ZM174 226V227H171ZM178 226V227H177ZM224 226V228H223ZM241 226V227H240ZM84 227V228H82ZM102 230H105L107 232H109V236L110 239L112 241L115 240L117 241L116 244H112L111 248L109 249V247H103V246H95L96 245V241L94 243V237L91 239V236H93L94 234L92 232H94L96 229L98 230L99 228ZM108 228L106 230V228ZM110 227V228H109ZM185 227V228H184ZM248 227V228H247ZM118 228V229H117ZM122 228V229H121ZM173 228V229H172ZM228 228V229H227ZM232 228V229H231ZM72 229H74L73 231L76 232H72ZM117 229V230H115ZM172 229V231H171ZM186 229V230H185ZM92 230V231H90ZM114 230V231H113ZM175 230V232H174ZM222 230V231H221ZM249 230V231H248ZM252 230V228H251ZM122 231V232H121ZM183 231V232H182ZM189 231V232H188ZM243 231V232H242ZM247 231V232H246ZM72 232V233H71ZM173 232V233H172ZM232 232V233H231ZM74 233V235H76L78 238L74 239L72 236V234ZM76 233V234H75ZM92 233L93 235H90ZM95 233V232H94ZM169 233V234H168ZM171 233V234H170ZM176 233V234H175ZM245 233V234H244ZM247 233H249V235H247ZM119 237H118V235ZM123 234V235H122ZM71 235V236H69ZM82 235V236H81ZM86 235V236H85ZM132 235V236H131ZM182 235V236H181ZM188 235V236H187ZM56 235H51L49 238L51 240H54L56 237ZM113 236V237H112ZM121 236V237H120ZM133 237V241L131 240L130 237ZM186 236V238H185ZM242 236V237H241ZM247 236V237H246ZM259 236V237H260ZM71 237V238H70ZM83 237V238H82ZM53 238V239H52ZM69 238V239H68ZM118 238V239H116ZM130 238V239H129ZM147 238V239H146ZM180 238V239H179ZM49 239V240H50ZM75 241V242H73ZM86 239V240H85ZM126 239V240H125ZM135 239V241H134ZM71 240V241H70ZM121 240V242H120ZM131 240V241H129ZM140 240V241H139ZM173 240V241H172ZM188 240V241H187ZM264 240V238H263ZM77 241V242H76ZM73 242V243H72ZM86 242V243H85ZM93 242V243H92ZM127 242V243H126ZM130 242V243H129ZM132 242V243H131ZM135 242V243H134ZM174 242V244H173ZM181 242L183 244H181ZM227 241H225L223 244L221 243L219 247H221L222 245H226ZM242 242V241H241ZM9 243V242H8ZM71 243V244H69ZM76 243V244H75ZM119 243V244H118ZM125 243V244H124ZM156 243V245L154 244ZM169 243V244H168ZM185 243V244H184ZM193 243V244H192ZM231 243L230 241L228 242V244ZM68 244V245H67ZM84 244V245H83ZM122 244V245H121ZM158 244V245H157ZM67 245V246H66ZM71 245V246H69ZM86 245V246H85ZM92 245V246H91ZM116 245L118 247H116ZM134 245V246H133ZM139 245V246H138ZM142 245V246H141ZM149 245V246H148ZM263 245H264V241H263ZM125 246V248H121V247ZM158 246V247H157ZM91 247V248H90ZM114 247V248H113ZM172 247V248H171ZM191 248H194L201 256H200V260L196 261V259L194 258L193 254L191 253ZM72 248V249H71ZM98 248V249H97ZM156 248V249H155ZM74 249V252H73ZM77 249V250H76ZM93 249V250H92ZM146 249V250H145ZM161 249V250H160ZM169 249V250H168ZM72 250V251H71ZM96 252H95V251ZM125 250V251H124ZM153 250V251H152ZM158 252H156V251ZM185 250V251H184ZM201 250V251H200ZM207 250V251H206ZM67 253H66V252ZM91 251V252H90ZM107 251V253H106ZM123 251V252H122ZM146 251V253H145ZM160 251V252H159ZM166 251V252H165ZM190 251V252H189ZM51 252V253H50ZM53 252H59L58 254L53 253ZM76 252V253H75ZM95 252V253H94ZM144 254H143V253ZM70 253V254H69ZM83 253V254H82ZM92 253V254H91ZM190 253L192 255H190ZM28 254V255H27ZM33 254V255H30ZM49 254V255H48ZM66 254V255H65ZM72 254V255H71ZM82 254V255H81ZM208 254V255H207ZM21 255V256H20ZM25 255V256H24ZM27 255V256H26ZM30 255V256H29ZM58 255V256H57ZM76 257H75V256ZM145 255V256H144ZM204 255V256H203ZM35 256V257H34ZM64 256V257H62ZM69 256V257H68ZM149 256V257H148ZM164 256V257H163ZM260 256V257H259ZM61 262H60V259ZM66 257V258H65ZM71 257V258H70ZM74 257V258H73ZM87 257V258H86ZM264 257V247L262 248L261 254L259 253L257 255V257H255L254 260H258L260 258ZM64 258V259H63ZM84 258V259H83ZM152 258V259H151ZM155 258V259H154ZM185 258V260H184ZM216 258V259H214ZM51 259V260H50ZM70 259V260H69ZM101 259H103L101 261ZM21 260V262H20ZM31 260V262H30ZM54 260V261H53ZM74 260V261H73ZM188 260V261H187ZM219 260V261H218ZM67 261V262H66ZM86 261V262H84ZM92 261V262H91ZM96 261L98 263H96ZM218 261V262H217ZM57 262V263H56ZM73 262V263H72ZM89 262V263H87ZM103 262V263H102ZM106 262V263H104ZM255 263V262H254ZM228 264V263H227Z\"/></svg>","mask_w":264,"mask_h":264},{"label":"built area","instance_id":"3","mask_svg":"<svg viewBox=\"0 0 264 264\" xmlns=\"http://www.w3.org/2000/svg\"><path fill=\"white\" fill-rule=\"evenodd\" d=\"M53 34V33H52ZM11 78V77H10ZM14 82H10L9 84L12 85L13 88H15L19 83H20V80L19 78L15 79V78H11Z\"/></svg>","mask_w":264,"mask_h":264}]
</instances>
